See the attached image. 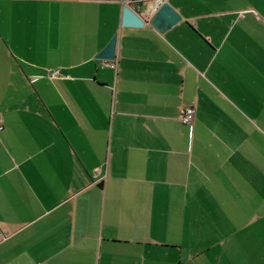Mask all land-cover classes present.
<instances>
[{
	"label": "crops",
	"instance_id": "obj_1",
	"mask_svg": "<svg viewBox=\"0 0 264 264\" xmlns=\"http://www.w3.org/2000/svg\"><path fill=\"white\" fill-rule=\"evenodd\" d=\"M164 2L0 0V264H264V0Z\"/></svg>",
	"mask_w": 264,
	"mask_h": 264
},
{
	"label": "water",
	"instance_id": "obj_2",
	"mask_svg": "<svg viewBox=\"0 0 264 264\" xmlns=\"http://www.w3.org/2000/svg\"><path fill=\"white\" fill-rule=\"evenodd\" d=\"M158 1L159 0H143V2L154 3V6L158 5L156 8V14L147 23L144 21V19L140 17L139 11L137 9H134L130 6H126L124 9L123 26L143 28L145 25L149 24L160 34H164L166 31L177 25L181 21V16L169 3L164 2V0H161V4H157ZM116 47L117 37H114L110 44L106 47V49L103 50L97 56V58L105 61H114L116 59Z\"/></svg>",
	"mask_w": 264,
	"mask_h": 264
},
{
	"label": "built area",
	"instance_id": "obj_3",
	"mask_svg": "<svg viewBox=\"0 0 264 264\" xmlns=\"http://www.w3.org/2000/svg\"><path fill=\"white\" fill-rule=\"evenodd\" d=\"M125 2H126L127 6H130V7H133L134 9H137L139 11V14H140V9H138V8H140V4L143 2V0H125ZM161 2L162 1L159 0L157 4H161ZM50 73H51L52 78H58L59 77V71H50ZM195 117H196L195 106L189 105L183 109L181 121L186 126H192L194 121H195ZM4 130H5L4 118L0 115V133L3 132ZM98 175H100V174L97 173V176ZM97 176H96V178H97ZM1 236L2 235L0 233V237Z\"/></svg>",
	"mask_w": 264,
	"mask_h": 264
}]
</instances>
